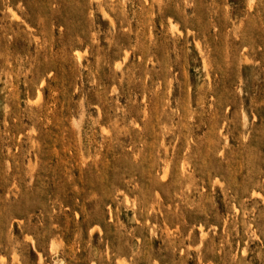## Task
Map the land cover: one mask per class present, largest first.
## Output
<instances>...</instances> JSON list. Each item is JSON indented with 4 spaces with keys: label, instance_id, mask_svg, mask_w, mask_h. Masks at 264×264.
<instances>
[{
    "label": "rangeland",
    "instance_id": "1",
    "mask_svg": "<svg viewBox=\"0 0 264 264\" xmlns=\"http://www.w3.org/2000/svg\"><path fill=\"white\" fill-rule=\"evenodd\" d=\"M0 264H264V0H0Z\"/></svg>",
    "mask_w": 264,
    "mask_h": 264
},
{
    "label": "bare ground",
    "instance_id": "2",
    "mask_svg": "<svg viewBox=\"0 0 264 264\" xmlns=\"http://www.w3.org/2000/svg\"><path fill=\"white\" fill-rule=\"evenodd\" d=\"M201 228V227H200Z\"/></svg>",
    "mask_w": 264,
    "mask_h": 264
}]
</instances>
